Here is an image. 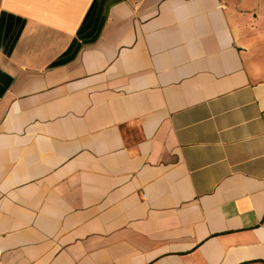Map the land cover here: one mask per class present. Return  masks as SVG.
I'll use <instances>...</instances> for the list:
<instances>
[{"label":"crops","instance_id":"0c3cea01","mask_svg":"<svg viewBox=\"0 0 264 264\" xmlns=\"http://www.w3.org/2000/svg\"><path fill=\"white\" fill-rule=\"evenodd\" d=\"M256 0H0V264H264Z\"/></svg>","mask_w":264,"mask_h":264},{"label":"rangeland","instance_id":"374dc122","mask_svg":"<svg viewBox=\"0 0 264 264\" xmlns=\"http://www.w3.org/2000/svg\"><path fill=\"white\" fill-rule=\"evenodd\" d=\"M256 7L250 11V24L247 26L248 48L252 52L251 63L257 77L264 78V0H256Z\"/></svg>","mask_w":264,"mask_h":264}]
</instances>
